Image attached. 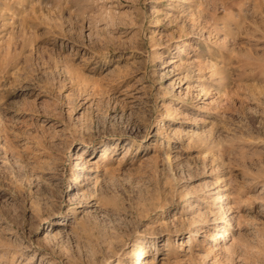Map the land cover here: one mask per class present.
Segmentation results:
<instances>
[{
    "label": "rangeland",
    "instance_id": "rangeland-1",
    "mask_svg": "<svg viewBox=\"0 0 264 264\" xmlns=\"http://www.w3.org/2000/svg\"><path fill=\"white\" fill-rule=\"evenodd\" d=\"M64 2L0 0V214L41 245L33 264L94 220L128 235V212L149 219L108 264L140 247L141 264H218L241 220L264 228V144L217 146L264 138V0H121L136 27L96 43Z\"/></svg>",
    "mask_w": 264,
    "mask_h": 264
},
{
    "label": "clouds",
    "instance_id": "clouds-1",
    "mask_svg": "<svg viewBox=\"0 0 264 264\" xmlns=\"http://www.w3.org/2000/svg\"><path fill=\"white\" fill-rule=\"evenodd\" d=\"M129 3H135V0H128ZM74 5L71 8V15L75 17V23L79 25V33L81 40L84 33V22H88L90 29L88 39L90 43L96 42H111L118 40V36H113L112 33L117 28H133L136 27L135 19L131 12H123L120 9L123 7L121 0H65L63 7L68 8L69 5ZM264 22V21H262ZM255 27V24H253ZM259 31V29H257ZM264 39V34L261 35ZM264 107V104L261 105ZM251 111V110H250ZM208 140H211L212 134H207ZM239 143L248 144H264V138L241 140V139H221L219 148L233 149ZM203 144L192 143L190 147L202 148ZM245 149H241V160H248L255 168L256 163L260 161V154L252 153L251 155H243ZM118 171V170H117ZM114 175L112 170L105 174L102 183L107 185L108 190H112L110 183L111 176ZM258 175L264 178V162L259 163ZM123 187V185H121ZM167 187V185H166ZM196 189L184 192L181 199H186L189 195H194ZM264 192V189H262ZM125 195H128L126 192ZM171 195L176 197L179 193L176 186L172 185ZM123 201V197L119 198ZM258 199L259 203L264 205V195L253 197ZM150 201L140 205V207L150 206ZM119 211H125L123 203L119 205ZM128 214L132 217L128 221V227L132 231L125 236H121L115 232L114 229H109L100 221L94 220L79 232H73L71 235L75 236V241H69L66 246L57 245L56 248L46 251L42 260H49L50 264H58L59 257L63 254L69 260V264H97L96 257H105L102 264H108V260L113 256H119L126 248L127 241L131 235L137 234V227L149 219V214L144 213L143 216H136L131 212ZM103 219L107 220L105 214ZM238 235L232 238V243L223 249L225 255L221 259L217 257L218 264H256L258 258H264V228H257L252 221H243L237 224ZM247 229V231H244ZM27 237L21 238L15 226L14 219L0 214V264H33L36 259L35 253L31 256H25L33 247L39 248L41 245H33L30 240L25 241ZM45 245L50 247V242H45ZM118 246V250L117 247ZM59 249V251H57ZM215 251V249H213ZM250 253H256V257L250 256ZM155 264V261H153ZM167 264V262H166Z\"/></svg>",
    "mask_w": 264,
    "mask_h": 264
},
{
    "label": "bare ground",
    "instance_id": "bare-ground-1",
    "mask_svg": "<svg viewBox=\"0 0 264 264\" xmlns=\"http://www.w3.org/2000/svg\"><path fill=\"white\" fill-rule=\"evenodd\" d=\"M3 10V9H2ZM4 11V10H3ZM3 14V13H2ZM226 19V18H225ZM213 20V19H212ZM228 21V20H227ZM228 25V24H227ZM189 44V43H188ZM172 62V61H171ZM85 146H91L90 144L88 143H84ZM101 155H103V157H106V151L104 153H102ZM93 170L91 167L89 168V171ZM91 176L90 178L93 179V175H89ZM222 195L220 193H218V195H216V201H222ZM216 206V204L213 205V207ZM212 207V206H211ZM216 230V227L214 228ZM145 253V249L143 247H140L138 250H137V259H136V262L135 264H141V260H140V256L142 254Z\"/></svg>",
    "mask_w": 264,
    "mask_h": 264
}]
</instances>
